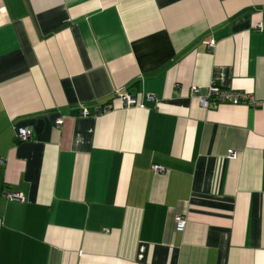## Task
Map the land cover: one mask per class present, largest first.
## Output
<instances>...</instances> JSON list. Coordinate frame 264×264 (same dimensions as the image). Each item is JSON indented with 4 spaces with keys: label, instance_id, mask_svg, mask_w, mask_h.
<instances>
[{
    "label": "crops",
    "instance_id": "obj_1",
    "mask_svg": "<svg viewBox=\"0 0 264 264\" xmlns=\"http://www.w3.org/2000/svg\"><path fill=\"white\" fill-rule=\"evenodd\" d=\"M0 158V264H264V0H0Z\"/></svg>",
    "mask_w": 264,
    "mask_h": 264
},
{
    "label": "built area",
    "instance_id": "obj_2",
    "mask_svg": "<svg viewBox=\"0 0 264 264\" xmlns=\"http://www.w3.org/2000/svg\"><path fill=\"white\" fill-rule=\"evenodd\" d=\"M260 27L261 25L258 26V28ZM213 43H214L213 40H210L207 42V45L211 48ZM190 94L193 96H196L198 98L200 105L206 108L214 107L218 103L226 102L230 104H237L245 100L249 101L251 105H258V102L252 99V97L249 96L248 94H245L243 92H238L235 90L224 89L214 83L206 86L204 93L200 92V88L198 86H192L190 88ZM117 95L125 107L133 106V105L143 106V103L141 102V100H137L134 96L130 95L129 93H126V92L119 93L118 92ZM146 99L152 100L154 99V97L152 95H147ZM82 113L86 114L87 111L83 109ZM61 122H62L61 117H57L54 121L55 125L57 126L60 125ZM15 135L18 140L25 141V140L31 139L34 136V131L30 127L21 126V127L16 128ZM227 155L232 156L231 150L228 151ZM0 162H2L1 158H0ZM152 169L155 172L163 171V168L159 167L158 165H153ZM4 194L7 196V198L22 200V197L18 193L5 191ZM184 226H185L184 216L177 215L175 217V229L178 231H182L184 229Z\"/></svg>",
    "mask_w": 264,
    "mask_h": 264
},
{
    "label": "water",
    "instance_id": "obj_3",
    "mask_svg": "<svg viewBox=\"0 0 264 264\" xmlns=\"http://www.w3.org/2000/svg\"><path fill=\"white\" fill-rule=\"evenodd\" d=\"M42 127H43V120L42 119H37L35 124H34V127H33L34 133L35 134L40 133V131L42 130Z\"/></svg>",
    "mask_w": 264,
    "mask_h": 264
}]
</instances>
